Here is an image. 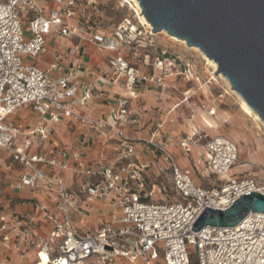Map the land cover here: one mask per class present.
Here are the masks:
<instances>
[{"label":"built area","instance_id":"obj_1","mask_svg":"<svg viewBox=\"0 0 264 264\" xmlns=\"http://www.w3.org/2000/svg\"><path fill=\"white\" fill-rule=\"evenodd\" d=\"M92 3L0 0V149L26 171L19 178L18 188L35 187L39 181L54 195L51 203L38 205L37 215L0 214V264H7L13 251L21 252L22 262L32 253V264H42L43 257L45 264H156L160 252L164 264H189L188 245L195 249L196 264H264V214L249 213L230 228L191 231L205 208L225 210L240 196L257 192L254 189H261L258 193L264 195V187L252 179L228 175L238 162L233 142L218 136L202 146L204 168L216 181L203 188L194 182L189 168L177 165L169 151L175 145L189 153L197 146L194 132L177 141L155 139L153 134L145 139L130 137L125 128L137 122L127 99L119 98L116 108L108 106L99 119H91L74 111L76 106L89 104L94 88L85 83L79 68L70 64L59 72L58 55L47 68L35 63L49 35L86 40L109 55L110 68L105 76L121 82L130 98L143 86L160 85L165 77H179L182 69L188 68L186 61L164 50L152 63L149 54L140 57L130 50L142 47L145 37L152 34L139 22L131 3L123 0L119 7L130 11V17L122 18L109 33L91 32L84 37L78 24ZM23 14L25 20L19 21ZM23 32H28V38ZM146 41L148 48H154L151 39ZM81 53L79 45L67 50L72 57ZM29 58L34 61L29 62ZM134 61H139L141 70L133 66ZM150 67L158 75L149 73ZM19 111L27 113L30 120L12 121ZM63 123L85 124L101 132L107 141L115 142V158L106 162L105 152L100 150L96 161L84 167L76 149L54 147L51 155L27 153L33 140L49 141ZM18 137L22 139L16 144ZM139 145L161 160L162 172L170 174L178 201L160 202L169 200L167 187L148 186L150 166L139 160ZM40 164L83 174L89 183L71 193L62 177H47L37 169ZM87 199L108 205L107 222L95 231L72 219V213L84 216L81 208Z\"/></svg>","mask_w":264,"mask_h":264},{"label":"crops","instance_id":"obj_2","mask_svg":"<svg viewBox=\"0 0 264 264\" xmlns=\"http://www.w3.org/2000/svg\"><path fill=\"white\" fill-rule=\"evenodd\" d=\"M84 1L86 0H78L79 3H84ZM90 1L96 5L95 0ZM95 8L87 9L86 15L80 19L78 24L84 37L91 32L109 33L117 24L115 23L113 27H101L92 21L90 22V17L93 15L101 16L103 13L100 11L99 14L98 12L93 14L91 11ZM146 39L149 40L151 37H145L144 42L147 44ZM45 42L44 51L35 62L39 67L47 68V64L58 55L61 58L58 66L59 72L64 71L70 64H74L79 68V75H85V83L94 85L89 104L86 107L76 106L75 112L87 115L91 119H99L106 107L116 108L117 100L125 98L128 100V109L137 122V125L131 124L125 128L126 134L130 137L145 139L153 134L155 139L165 140L166 137H169L173 141H177L194 132L195 137L193 139L197 141V146L192 148L189 153H184L175 145L170 146L169 151L180 168H189L196 178H202L208 182L209 185L205 188H209L216 182L215 178L208 175L204 168L206 157L202 146L218 136L230 140L235 145L236 143L223 133L222 126L228 124L230 118L221 113L220 100L212 95L209 87L206 86L207 83H201L198 68L194 63L182 59L188 63V68L182 69L181 76L165 77L160 85L143 86L136 97L130 98L121 82H112L110 78L105 76L110 68V57L98 46L89 44L86 40L56 35L47 36ZM144 42L142 47H133L130 50L136 51L140 57L146 53L151 55L150 62L152 63L156 55L153 57L152 49L148 48ZM76 45L81 46L82 53L74 57L68 56L67 50ZM77 60L78 63H76ZM139 61H134L133 66L141 70ZM148 72L158 75V71L153 70L152 67L148 68ZM26 114L24 111H19L12 121L18 122V118H21L19 121L24 118L29 121L30 118ZM207 121L211 127L205 123ZM21 139L18 137L15 143L18 144ZM32 142V146L27 151L28 154L51 155L54 147L65 150L76 149L80 153V162L84 167H88L96 161V154L100 150L105 152L106 162L111 161L116 156L114 141H107L101 132L80 123H63L55 129L49 141L39 143L33 140ZM237 151L239 155L238 147ZM137 154L141 162L150 166L148 186L163 184L167 187L171 183L170 174L162 172L163 163L156 155L145 150L141 145L137 147ZM36 168L47 177H62L65 186L71 193H75L83 184L89 183L85 175L75 174L69 169H62L60 166L52 167L48 164H40L36 165ZM194 169L197 172L193 171ZM25 172L23 167L13 161L5 150L0 149V214L7 216L37 215L39 204H49L53 201L52 190L44 186L42 182L38 181L35 187H17L20 176ZM194 182L200 186L196 180ZM85 204L81 208L85 212L84 216L80 218L72 213V219L76 222L81 221L82 225L91 231H95L107 222L108 205L106 201L95 199H87ZM20 254L21 252L13 251L10 259L13 258L14 260L12 263L7 262V264H32L35 260L34 255L30 253L22 262Z\"/></svg>","mask_w":264,"mask_h":264},{"label":"water","instance_id":"obj_3","mask_svg":"<svg viewBox=\"0 0 264 264\" xmlns=\"http://www.w3.org/2000/svg\"><path fill=\"white\" fill-rule=\"evenodd\" d=\"M136 1L152 34L164 31L196 48L264 122V0ZM249 213L264 214L263 194L240 196L225 210L205 208L191 231L234 227Z\"/></svg>","mask_w":264,"mask_h":264},{"label":"rangeland","instance_id":"obj_4","mask_svg":"<svg viewBox=\"0 0 264 264\" xmlns=\"http://www.w3.org/2000/svg\"><path fill=\"white\" fill-rule=\"evenodd\" d=\"M95 1L96 5L92 3L91 7L96 8L91 12L93 14H97L96 12H98L99 14L100 11H103L101 16L93 15L90 17V22L92 21L96 23V25H100L101 27H113V25L118 23L122 18L131 16L130 11L126 8L119 7L121 0ZM24 17L25 14L18 17V20H25ZM23 35L25 38L29 36L28 32H23ZM151 39L154 44V48H151L153 57L159 54L161 50H164L174 57L177 56L189 63H194L198 68L201 83H207L206 86L209 87L212 95L220 100L221 113L230 118L229 123L222 126L223 133L236 143L239 150V160L234 170H231L228 175L231 176L234 174V177L238 179H252L258 187H264V127L255 123L240 110L237 97L230 91L223 80L216 78L218 76H214L212 67L202 59L199 53L187 49L179 42L169 39L168 36L164 34H154ZM144 44H146V42H144ZM28 61L33 62L34 59L29 58ZM193 171L197 172L196 169ZM192 177L193 180L200 183V186L203 188L209 185L208 182L202 178H196L195 175H192ZM167 188L169 200L163 199L160 200V202L178 201L180 197L174 189L173 184L170 183ZM187 251L189 252V264H196L194 247L188 245ZM13 260V258L9 259L8 262L12 263ZM155 263L164 264L162 252L159 253V258Z\"/></svg>","mask_w":264,"mask_h":264},{"label":"bare ground","instance_id":"obj_5","mask_svg":"<svg viewBox=\"0 0 264 264\" xmlns=\"http://www.w3.org/2000/svg\"><path fill=\"white\" fill-rule=\"evenodd\" d=\"M124 2H129V3H131V5L133 6V9L135 10V12H136V15H137V17H138V19H139V22L142 24V25H144L147 29H149V30H151V27H150V25L146 22V20H145V18L142 16V15H140L141 13H140V8H139V6H138V4H137V1L136 0H123ZM151 32V31H150ZM152 34V33H151ZM159 34H164V35H166V36H168V38L169 39H171V40H173V41H176V42H179L180 44H182L184 47H186V44H185V42L184 41H182V40H180V39H177V38H175V37H172V36H169V35H167L164 31H162L161 33H159ZM152 35H154V34H152ZM187 49H189V50H193V51H195V52H197V53H199V55L202 57V59L203 60H205L206 61V63L209 65V66H211L212 67V69H213V72H215V70H216V65L211 61V60H209V59H207L203 54H201L196 48H189V47H186ZM214 78V77H213ZM216 78H220L221 80H223L226 84H227V86L229 87V89H230V86H229V84H228V82L225 80V78L223 77V76H221V75H218V77H216ZM230 91L237 97V99H238V101H239V106H240V110L245 114V115H247L248 117H250L255 123H257V124H259V125H261V126H263L264 127V122H262L258 117H257V115L247 106V104L235 93V92H233L231 89H230ZM205 123H207V124H209L210 125V123L207 121V122H205ZM210 127H211V125H210ZM244 166V165H243ZM227 178H228V176H226ZM259 190H261V189H254V191H259ZM45 261H46V259L43 257V262H42V264H45Z\"/></svg>","mask_w":264,"mask_h":264}]
</instances>
